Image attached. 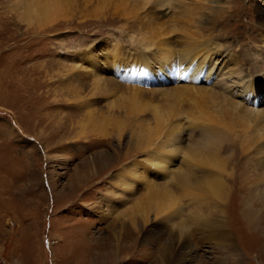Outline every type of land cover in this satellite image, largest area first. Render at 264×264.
Returning <instances> with one entry per match:
<instances>
[{
	"label": "rangeland",
	"instance_id": "374dc122",
	"mask_svg": "<svg viewBox=\"0 0 264 264\" xmlns=\"http://www.w3.org/2000/svg\"><path fill=\"white\" fill-rule=\"evenodd\" d=\"M119 1L70 0L64 7L67 20L59 19L52 28L34 34L13 15L10 5L7 9L0 0V264H166L161 254L166 252L164 249L178 250V264H264V162L255 161L258 149L253 143L258 138L251 137L253 132L256 136L264 134V119L255 118L257 123L239 119L228 101L203 95L210 87L217 90L220 78L215 82L216 70H221L224 63L221 73L229 81L228 71L236 60L246 80L252 76L254 86H264V29L257 21V7L262 0H222L218 5L231 7L232 13L226 18L217 15L214 26L205 25L208 15H213L204 0H156L151 4L145 0ZM152 3L158 5L152 8ZM182 32H192L199 42L208 41L222 49L220 54L206 53L201 60L205 70L197 79L168 81L163 76L161 80L127 82L124 77L112 76L105 66L102 69L105 78L128 89L130 84L141 87L138 105L148 102L158 108L160 115L168 116L171 126L178 129L174 148L187 145L191 130L193 138L198 139V126H191V122L194 117L203 118L199 116L201 109L216 110L230 121L234 119L219 149L229 175L222 176L228 187L218 201L194 196L191 191L185 195L177 184L169 186L155 169L148 168L145 152L153 145L147 146L143 139L154 127L153 114L137 105L135 111L134 103L120 102L119 96L115 100L89 89L92 82L90 75L84 74L85 69L73 70L74 66H85L83 57L88 49L101 56L104 44H116L134 54L141 51L143 58L150 59L158 40L167 39L179 56ZM147 38L151 40L148 47L143 42L150 43ZM130 60L136 66L132 57ZM212 67L215 69L205 81ZM162 72L167 75L165 69ZM238 89L233 91L237 97L241 93ZM73 92L88 101L78 105ZM111 100L113 108L108 103ZM246 100L250 101L249 108L264 110V96L254 107L253 94ZM87 102L91 105L85 110ZM235 102H242V98ZM121 103L134 111L123 110ZM241 104L246 106V101ZM84 111L92 112L96 127L88 130L94 133L96 129L95 134L87 130L86 138L73 137ZM118 113L119 120H123L120 124L114 122ZM102 116L107 119L105 123ZM112 116L116 120L111 121ZM81 121L86 128L93 126L91 121ZM115 124L116 128L111 127ZM243 126L247 127L245 133ZM103 127L109 136L98 135ZM149 136V142L157 139L154 133ZM26 142L34 148L25 147ZM44 149L61 153L62 157L48 162ZM182 153L176 150L173 154V168L183 161ZM257 163H261L260 168ZM125 167L131 169V176ZM128 176L131 181L126 182ZM145 182L152 184L154 199H169L167 191L173 192L175 200L179 198L178 202L172 198L173 208L180 211L174 209L179 213L174 226L155 211L153 196L146 197L149 191ZM222 211L230 233L224 247L205 235L202 220L196 218L201 214L204 219L215 220Z\"/></svg>",
	"mask_w": 264,
	"mask_h": 264
},
{
	"label": "bare ground",
	"instance_id": "6f19581e",
	"mask_svg": "<svg viewBox=\"0 0 264 264\" xmlns=\"http://www.w3.org/2000/svg\"><path fill=\"white\" fill-rule=\"evenodd\" d=\"M69 1L70 0H68V1H66V0H2V2L6 4L7 9L10 5V7L12 8V11H13V15L16 18L20 19L26 25V27H28V28H26V30L27 29L32 30V32L34 34L38 33L39 31L42 32V31H45L46 29L52 28L53 25L57 24L59 19L62 20V19L66 18V20H67V18H69V17H67V14L65 13L66 8H64V7H66L65 6L66 4L68 6ZM97 1L101 2V3H107L111 0H97ZM145 1H147V3L151 4V1L154 2L156 0H145ZM221 1L222 0H204V2L206 4L205 7L213 15L212 17H209V15H208L207 21L205 22V25L207 23V24H210L211 26H214L213 20L217 15L219 16V18H222L223 16H224V18H226V17L231 15L232 12H230V10L232 8L231 7L227 8L226 6H223L221 4L218 5ZM66 2H68V3H66ZM201 2H203V0H201ZM115 3L118 4L121 2L115 1ZM111 4H113V2H111ZM113 5H115V4H113ZM155 5H158V4L152 3V8H155ZM124 6H126V5H124ZM98 7H99V5H98ZM135 7H137V6H135ZM67 10H69V9H67ZM136 10H135V13H136ZM257 11H258V14H257L258 25L260 27H263V29H264V0H262L258 4ZM219 18L217 19L218 22H219ZM224 18L220 21V23L221 22L223 23ZM232 20H234V19H232ZM226 26H223L224 27L223 29L225 31L227 29ZM205 28H207V27H205ZM208 29H210V28H208ZM180 30H183V29L181 28ZM186 30H184V31L186 32ZM202 30H204V28H202ZM179 36H180V34H179ZM198 38L200 39V37H198ZM138 39H140V38H138ZM147 39L150 41V43H148V41H143V42L145 44H148L147 45V47H148L151 44V40H150V38H147ZM180 39L181 40L179 41V47H181V48H179V53H178L179 56L175 55V52L172 49L171 44L167 41V39H160L156 43V45H157L156 46V52L151 54L152 58H150V59L143 58L142 55L144 54V52L142 53L141 51L134 54V52L132 53L131 51L124 50V49H122V47H119L116 44L114 47L112 45L109 46V44H107V45L104 44V48H102V50H101V52H102L101 56H97L98 54H96L92 50L90 51L88 49L86 51L85 57H83L85 66H83V65L78 66L77 65V67L76 66L73 67V70L77 71L78 68L79 69H85L84 74L88 73L90 75V79H91L90 81L92 82V88H89V89L98 90L99 93L106 95V96H111L115 100H116L117 96H119L120 98H122V99H120V102H126V100H127L128 101L127 103H130V105H132V103H134L133 105L139 106L138 107L139 109L142 108L143 110H148L153 114L152 119H153L154 127L152 130L149 131V133L146 134V136H144L147 138L143 139L144 144H147V146L153 145L152 148L149 147L150 149H147L145 152V155L148 156V158L146 157V161L149 162L148 168L150 167L153 170L155 169L158 176L163 177L162 180H164V181L166 180V183H170L169 186H172V183L177 184L176 186L181 187L184 190L185 195H186V191H191L193 194H195L194 196H199V197L205 196L204 198H206V199L210 198L213 201L214 200L218 201L220 199L221 200L223 199L222 195L225 194L224 193L225 189H227V187H228V186H226L227 185V184H225L226 181L223 179L222 176L223 175H229V173L227 172V170L225 168V164L222 162L223 159L221 158V156L219 154V149L221 147L222 142L227 138L228 132L232 129L231 123H234V119H233V121H232V119L230 121L229 117L226 118L224 116L219 115V113L216 110L206 111L205 109H201L199 111V116L203 115V118L200 119L199 117H196V118L194 117V118H192V122H191L192 123L191 126H194V127L198 126V129H199L198 139L193 138L194 132L191 130L190 138H188L187 145L185 144L184 146H175V148H174L173 142L176 141L175 139L177 138L176 134H177L178 129L176 127L171 126L172 121H169L167 119L168 116L160 115L158 113V108H156L154 105L152 107V105H150V103H148V102H145V103L141 102L138 105L136 103V101H137L138 94L141 93V87L136 86L134 88L133 86H135V84H130L129 89H128L123 84H120L118 82L113 81V79L109 80V79L105 78L104 77L105 72L102 69L105 66L106 68H108V71L112 76L118 75L119 77H124L125 81H127V82H129L130 79H131V81H139V82L142 81V79H145V80H153V79L161 80V79H163V76H166V78H168V81H176V80L182 81V80L188 79L189 77H191L193 79L194 78L197 79L198 78L197 76L201 75V72H202L201 70L203 69V67H205V66H203L201 60L206 58V53L212 52V53L220 54L219 52L222 51V49L219 46L216 47L213 44H208V41L199 42L192 32L187 33V34L183 33V35L180 37ZM144 48H145V46H144ZM224 52H226V51L224 50ZM212 53H210V54H212ZM229 54L230 53H228V55ZM131 57L134 59L136 66L132 65L133 61L130 60ZM180 58L182 59L181 62L176 60V59H180ZM135 60H140V61L137 62ZM228 60H226V62H228ZM143 61H145V62L143 63ZM154 62H156L157 65H153L152 63H154ZM203 63H204V61H203ZM121 64H124L123 70H120ZM213 64L216 65L217 62H214ZM231 66L229 68L228 76H227L229 81H225L224 80L225 74L221 73V70H223L225 67V63H224L223 68L221 70H220L221 67L216 70L218 76L215 75V79H214L215 82L218 79V77L220 78L216 82L217 88H215V89H217V90L215 91L214 89H212V87H210L211 89L208 90V92L206 91L203 95H206V93H208V95H210L212 99H215L217 101L219 99H222L221 102H225V101L227 102L228 101L229 107H233V109L237 110L234 112L237 114V118H239V119H244L245 121L250 120L251 122L253 121L252 123H254V120L257 123V120L255 118H262V120H263L264 119V110L261 108L260 109H258V108L254 109L252 107L249 108L247 105H250V101H247L246 97L253 94L255 102L252 104V106L254 107L255 105H258L259 102L261 101L262 97L264 96V86H261L259 88L254 86L253 79L255 77L251 76L246 80L244 75L242 74V71L240 70L241 67L239 68L237 60L231 62ZM191 67H193L192 70H190ZM213 67L208 68V71L206 72V76H205L206 77L205 81H207V79H209L211 72H213V70L215 69ZM163 69H165L167 75H165L162 72ZM203 70H205V69H203ZM169 74H170V76H169ZM167 76H169V77H167ZM87 77H88V75H87ZM263 77H264V75H263ZM75 80H77V79H75ZM236 88H239L238 90L241 91V93H239L238 97L236 95H233V91H235ZM72 96H73V98L77 99L76 102L78 105H81L83 103V100L84 101L87 100V99H85L86 97L82 100L83 97L80 96L78 94V92H73ZM237 98H242V102L246 101L247 107L246 106H240L239 104H241L242 102H235ZM112 100L109 101L108 103L112 102ZM115 100H113V101H115ZM115 102H117L119 104V101H115ZM84 103H86V101ZM117 103H116V105H118ZM110 104L112 106L111 108H113L114 106L112 105V103H110ZM110 104H109V106H110ZM122 104L123 103H121V106H123ZM90 105L87 102L84 109L88 110V107H90ZM126 106H128V105L123 106V110H124V108L125 109L127 108ZM134 106H133V108H136V106L135 107ZM198 107H199V105H197L195 107V109H197ZM127 109H129V108H127ZM130 110L136 111L137 108L134 110H132V108H131V109H129V111ZM129 111L127 110V112H129ZM84 112H85V116L81 120L86 121V122H89V121L92 122L94 119V118L92 119V115H91L92 112H90V111H84ZM139 112H141V110H139ZM142 112L144 113L145 111H142ZM108 113H110L109 110H108ZM133 113H136V112H133ZM137 113H138V111H137ZM102 115H104V117H106V115H107V117H108V114H106V115L102 114ZM112 115H114V114H112ZM117 115H115V116L117 117L118 120L114 119V116H112L113 119H111V121L116 120L114 122L118 121L117 123H119V121H120L119 119H121V117H120L119 113ZM122 115H124V114L122 113ZM204 116H206V117H204ZM104 117L102 116V119ZM105 119L102 120V123H105ZM239 119H238L239 122L242 121ZM81 120L77 122V128L74 126L75 129H74V136L73 137H78V138L84 139L87 137L86 134L88 133V131L92 132L93 127L95 128L96 126H94L95 123L92 122L93 126H91L89 124L91 127L86 128L84 126L85 125L84 122H82ZM106 121H107V119H106ZM111 121L109 119L110 125H111ZM121 121H123V120H121ZM236 121L237 120H235V122ZM107 124H108V122H106V125ZM112 124H113V122H112ZM237 124L239 125L240 123H237ZM103 125H105V124H103ZM250 125H251L250 127L254 126L252 124H250ZM111 127L116 128V124L111 126ZM111 127H110V129H111ZM241 127H242V125H241ZM245 127L243 128L244 133H245V130H247V129H245ZM250 127H248V128H250ZM254 127H256V126H254ZM262 128H260V129H262ZM88 129H90V130L92 129V131H90ZM101 129H102V133L100 132L98 135H100V134L104 135L105 133H107V132L104 133V131H103V130H105L104 127ZM240 129L241 128L239 127L238 130L240 131ZM95 130H94V133L93 132L91 133V135L95 134ZM161 130H163L162 134H161ZM202 130H204L203 133H202ZM3 131H4V129H3ZM151 131H152V133H154V135L157 137V139H153L152 141L149 142V139L151 138L149 135L152 134V133H150ZM248 131H249V129H248ZM143 133H145V132H143ZM123 134H124V132H123ZM243 134L241 133V135H243ZM250 134L251 133H248L249 136H251ZM261 134H258L256 136L253 132L252 136H251L253 138L254 137L258 138V140H256V139H254L255 141L253 140L254 143L251 141L253 144H255V147H256L255 149H258L257 151L255 150L256 155H254L255 152L253 154L255 156L254 158H255L256 162H264V150L262 151V148L264 149V136H263L264 134L262 136H261ZM105 135H104V137H106ZM159 135H161V136H159ZM246 135H247V133H246ZM107 136H109L108 133H107ZM194 137H195V135H194ZM247 138H248V136H246V139ZM243 139H244V137L242 138V140ZM73 140H74V138H73ZM75 140H76V138H75ZM248 140L250 141V139H248ZM136 141H138L137 143H140L139 140H136ZM140 141H142V140H140ZM243 142H244V140H243ZM24 144H25V147H27L28 149L34 148L32 146V144H30V143L26 142ZM244 144H246V146H247L249 143L246 141ZM137 146H138V144H137ZM142 146L143 145H141V147ZM144 146H146V145H144ZM147 146L144 148H148ZM243 147L245 148V146H243ZM249 147L252 150H254L253 149L254 146L252 147L249 145ZM245 149H243V150H245ZM44 150H45L44 154H45L48 162L58 160L59 158L62 157L61 153L56 155L55 153H53L52 150L51 151L46 150V149H44ZM176 150L179 152H183L182 153L183 155L181 157L183 159V161L181 160V163H180V165H178L177 168H173L172 167V165H173L172 161L173 160H171V158L173 157V154L176 153ZM54 151L58 152V148H55ZM252 153H253V151H252ZM257 164L260 168L261 163H257ZM125 168H126L125 170L128 169L127 174L129 176H131V173L129 172V171H131V169L127 168V167H125ZM260 170H259V172H257V174L259 173L260 176L258 177L256 175L259 179L262 178L260 173L263 172L262 170L260 172ZM129 176L126 177V179H127L126 182L131 181V177H129ZM246 176H249V175H246ZM143 177L144 176H142V178ZM124 179H125V177H124ZM263 179H264V176H263ZM169 181H171V182H169ZM261 182L263 183V180ZM146 183L147 182H145V184ZM151 185L152 184H150V183L146 184V187L148 188L147 191H149V194H147L146 197H149V199H151V197L153 196V198L151 200H153L152 202L155 203V205H156L155 209L157 207V209L155 211L157 213L165 215L167 222L170 225L174 226V220L179 219L177 214H179L180 211H179L178 207L173 208V203H172V201H173L172 198H174L173 192L167 191L169 193V194H167L169 199L167 198L166 200H162L161 199L162 196H161L160 200H159V198L154 199L155 194L154 195L152 194L153 187ZM124 186H126V185H124ZM166 186H168V185H166ZM164 192H166V191H164ZM177 197H179V196H177ZM186 197H188V196H186ZM163 199H165V197H163ZM151 200H149V201H151ZM174 200H175V198H174ZM162 201H163V203H162ZM165 201H168V202H166V204H165ZM175 201H177V199ZM178 201H179V198H178ZM162 204L163 205L165 204L164 207ZM190 206H193V205H190ZM174 209L175 210L177 209L179 211V213H177V211H175ZM192 213H193V210H192ZM191 215L192 214H190V216ZM146 216H147V214H146ZM190 218H192V217H190ZM196 218L202 220L200 225L205 227L204 228L205 235L206 236L210 235L211 240H215L216 243H218L217 244L218 246L222 247V245H223V247H224L223 243L228 240L230 233H228L226 231V221H225V216L223 214V211L221 212L220 216L216 217L215 220H211V219H207V218L204 219L201 214H197ZM146 220H148V219H146ZM178 224H180V223H178ZM183 225L184 226H182L181 228L185 227V223H183ZM178 229H177L176 233H177V235L178 234L180 235L181 230L179 231ZM180 238L181 237L179 236V239ZM164 250L166 252L161 253L163 255L162 258H163L164 262L166 264H178L179 257H180L178 254V250H176V251H175V249L174 250L164 249ZM164 250H163V252H164Z\"/></svg>",
	"mask_w": 264,
	"mask_h": 264
}]
</instances>
